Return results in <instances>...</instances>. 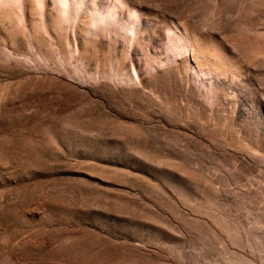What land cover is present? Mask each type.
<instances>
[{"label": "rangeland", "instance_id": "obj_1", "mask_svg": "<svg viewBox=\"0 0 264 264\" xmlns=\"http://www.w3.org/2000/svg\"><path fill=\"white\" fill-rule=\"evenodd\" d=\"M0 264H264V0H0Z\"/></svg>", "mask_w": 264, "mask_h": 264}]
</instances>
